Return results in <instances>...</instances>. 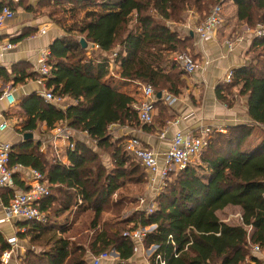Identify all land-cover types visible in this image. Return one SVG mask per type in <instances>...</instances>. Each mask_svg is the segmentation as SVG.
<instances>
[{
    "label": "trees",
    "instance_id": "trees-1",
    "mask_svg": "<svg viewBox=\"0 0 264 264\" xmlns=\"http://www.w3.org/2000/svg\"><path fill=\"white\" fill-rule=\"evenodd\" d=\"M220 1L60 0L52 6L39 2L38 7L49 9L47 15L67 34L50 47L47 89L55 97H69L75 103L62 108L32 95L22 105L26 115L40 116L48 130L60 124L76 130L86 116L102 110L107 128L142 127L157 133L161 123L175 120L171 109L159 100L156 106L160 112L154 123L141 125L136 97L113 87L110 64L118 66L117 75L122 80L151 85L156 94L180 97L188 89V76L171 55L181 48L195 51L194 38L191 31L179 36L167 22L185 25L191 12L205 16L208 7ZM227 1L237 7L239 24L249 29L264 28V0ZM17 6L34 12V7H27L24 1L4 0L0 12L3 7L15 12ZM81 39H85L87 48L83 49ZM89 44L97 45L101 55L88 59ZM250 52L254 56L249 63L233 71V82L220 88L217 96L230 106L229 91L238 88L239 95L248 99L251 123L234 127L224 135L214 133L199 159L178 171L168 184L170 173L152 214L148 207L139 208L141 199L121 194L129 186H146L147 173L128 155L123 140L108 137L107 131L91 138L90 143L73 140L67 163L58 158L49 161L33 143L13 148L11 168L38 171L55 188L38 204L39 210L72 216L61 231L51 222H26V236L37 250L28 251L20 264H90L89 256L110 254L111 250L118 254V264H130L134 245L124 233L153 226L144 243L145 249L157 247L151 264H156L157 256L165 264H262L251 251L255 245L264 251V137L255 149L246 147L257 128L264 132V34L253 39ZM1 73L5 82L14 85L36 77L24 73L11 79L6 70ZM225 90H229L227 96ZM228 207L241 210L242 225H231L220 218L219 213ZM107 215L112 223L106 222ZM8 249L0 239V264Z\"/></svg>",
    "mask_w": 264,
    "mask_h": 264
},
{
    "label": "crops",
    "instance_id": "crops-1",
    "mask_svg": "<svg viewBox=\"0 0 264 264\" xmlns=\"http://www.w3.org/2000/svg\"><path fill=\"white\" fill-rule=\"evenodd\" d=\"M1 1L2 0H0V2ZM4 1H12L15 3L24 1L27 7H34V12L28 13L23 6H17L15 8L16 15L14 19L7 21L0 30V43L11 42L15 46L12 51H0V112L9 120L11 125L6 132H0V143H10L13 148L18 146L22 147L27 142L33 143L35 147L37 146L39 148V152L42 155L47 156L49 161L58 158L63 163H67L66 156L69 148V142L63 138L56 137L54 129L48 130L46 124L40 120V116L35 114L28 117L22 107L23 102H25L32 95H37L38 97L44 99V94L49 91L47 89L46 82L41 83L39 79V54L43 50H50V47L57 39L64 38L67 34L63 32L60 27L54 24L48 15H40L41 13H46L47 9H43L41 7L39 8L38 3L46 1L52 6L60 0ZM226 2L227 3H225L224 6L225 11H227L226 16L228 13L230 15L228 19L227 17L224 19V23L220 27L214 40L207 43H200L198 41L192 30L194 27L191 28L190 26L197 23L195 22L194 17L191 16L193 15L192 12L187 17V25L180 26L179 30L183 32V34L190 31L193 33L192 36L195 43V55L198 57L197 60L200 64V68L196 74L188 76V89L180 97H178L177 103L170 108L171 113L175 116V120L166 122V124L161 123L158 126L159 128L157 133L154 134L142 129V127L131 128L129 126H110L108 129L112 132V137H114L115 140H123L122 144H125L130 135L140 137L145 146L158 156L160 165L163 166L171 139L180 131L197 132L201 128H208L212 135L214 133L226 134L234 127L251 123V119L248 116V99L239 95L238 88H234L231 91L228 90L232 93L228 96V99L231 101L230 106L219 100L217 96V91H219L220 88L229 87V85L225 83L227 74L230 71H234L249 63L251 54L250 48L252 41L255 38L253 34L254 31L245 26L242 29L241 36L237 37V39H232L235 42L234 49H229L226 41L229 40L230 36L234 37L237 35L236 25L238 20L237 7L232 1L226 0ZM167 25L173 30L172 27L176 24L167 22ZM233 29H235L236 32H233ZM24 34L30 35L22 37ZM101 53V51L92 49L91 44H89L86 56L88 59H91L95 56L101 55ZM110 65L111 72L113 69H116L117 75L119 69L112 67L113 63ZM1 70H6L11 79H15L17 76L16 74L20 75L24 73L29 75L33 74L36 75V77L35 79L27 80L23 84L14 85L13 82L4 81ZM111 77L113 78L112 74ZM118 79H120L119 81L122 83L132 85L133 88L137 85V81L131 82L122 80L121 78ZM112 85L116 90L120 91L116 87L118 84H116L114 78ZM7 88L12 90L16 99V104L13 107H10L6 100L2 99L3 92ZM228 91L225 90L223 94L227 96ZM64 99L65 101L63 103L51 104L62 108H68L75 103L69 97H65ZM40 113L41 111L37 114ZM102 113L103 111L100 110L97 113L86 116L81 124V127H84L83 124L86 125L85 121L87 119L92 120L94 115ZM29 127H32V129H29ZM161 133H166L165 139L159 138ZM26 134H32L33 139L25 141L24 136ZM77 136L78 133L76 132V134L73 135V139L75 140ZM263 137L264 132L257 128L246 148L249 146L250 149H255ZM76 140L78 139L76 138ZM83 142L86 141L83 140ZM107 162L109 163L108 160ZM32 171L33 170L30 168L18 167L14 174L15 187H0V220L5 218L6 208L15 195L23 193L24 190L30 188L33 181ZM17 182H21L23 187L19 186ZM148 188H150L151 191L154 190L151 187ZM148 188L147 190H149ZM50 189L52 192L55 190L53 186H50ZM152 194H154L153 191ZM151 198L152 197H149V199ZM141 200L144 203H142L139 208L144 209L146 207V200L144 198ZM233 209L237 210L241 214V210L239 208L228 207L224 211L220 212L219 216L221 214H228L229 211ZM47 217L48 222H51V224L57 228L58 231L66 228L68 220L72 219V216H69V213H61L58 215L48 213ZM228 218L229 217H227V219ZM228 221H230V218ZM106 222L112 223V220L109 218L106 219ZM25 223L26 222L21 220H15L0 224V239H3L9 246L7 251L12 249V246L8 243V241L14 238L16 239V245L14 248L15 252L8 264H20V258L24 257L28 251L37 250V247L30 242V237L26 236L29 228L24 225ZM153 252L154 250H150V248H141L140 252L134 254L130 264H151L150 260ZM110 254L111 258L102 264L119 263L118 254L114 250H111ZM254 257L263 264L264 254ZM91 258L92 256H89L88 260L91 261ZM148 258H150L149 261ZM248 264L255 263L248 262Z\"/></svg>",
    "mask_w": 264,
    "mask_h": 264
},
{
    "label": "built area",
    "instance_id": "built-area-1",
    "mask_svg": "<svg viewBox=\"0 0 264 264\" xmlns=\"http://www.w3.org/2000/svg\"><path fill=\"white\" fill-rule=\"evenodd\" d=\"M222 6L215 7L209 16L199 26L193 28V33L196 35L200 43H207L217 36V30L224 23ZM15 12L8 7H3L0 12V30L5 23L14 19ZM262 36V32L258 33V37ZM92 49L100 51L97 45L92 44ZM227 46L230 50L234 49L233 44L227 42ZM15 48L11 42L0 43V51H12ZM51 57L50 50H43L39 54V79L41 83H45L51 76V69L49 66V60ZM173 62L178 66L185 75L192 76L200 68V64L194 59V57L187 54H175ZM112 67L118 68L113 63ZM113 76V72H111ZM234 72L230 71L225 79V83L230 85L233 82ZM138 90L142 93L141 99L137 102L135 109L138 114L139 121L143 126H149L154 123V119L157 115V94L151 85L137 82ZM2 99L6 100L10 107L16 104L15 96L10 88H7L2 95ZM44 99L49 103L60 104L65 101L64 98L55 97L51 91H47L44 94ZM165 104L172 108L178 98L170 96L169 94H162V98ZM11 127L10 122L0 112V132H6ZM219 132V131H218ZM222 132V131H221ZM54 134L58 138H63L67 142H71L73 139V130L69 129L66 125L60 124L54 129ZM160 139H165L166 133L159 135ZM212 137V133L208 128H201L197 132H178L176 133L170 142V146L165 155L164 165L161 166L158 156L150 149H148L143 141L138 136L130 135L126 145V151L128 155L138 161L140 166L146 171L148 185L156 191H159L172 171L186 170L190 164L195 160H198L201 153L206 149L209 141ZM69 148H73V143L69 144ZM13 147L10 143H0V187L14 188V174L18 167H10V157ZM33 181L28 192H23L15 195L10 204L6 208L5 218L0 220V224L5 222H12L15 220H21L23 222L36 221L40 224H46L48 222L47 214L42 213L38 204L51 193L50 186L45 178L38 171H32ZM81 203V201H80ZM142 203H144L142 201ZM155 209V205L152 204L148 207L147 211L152 214ZM240 225H242V215L239 214ZM225 222V221H224ZM226 223V222H225ZM155 227H139L137 229L128 230L124 233V238L132 242L134 245V254L140 252L141 248H144L145 240L148 234L154 230ZM8 243L12 246V249L6 251L3 254L2 262L8 264L14 254V248L16 245V239H11ZM152 248V249H151ZM155 254L157 247H151ZM149 252V251H148ZM264 251L259 245L252 247V256H261ZM111 254L102 253L98 256L92 257L90 264H102L109 260ZM264 260V259H263ZM156 264H165L160 256L156 257ZM264 264V262H263Z\"/></svg>",
    "mask_w": 264,
    "mask_h": 264
},
{
    "label": "rangeland",
    "instance_id": "rangeland-1",
    "mask_svg": "<svg viewBox=\"0 0 264 264\" xmlns=\"http://www.w3.org/2000/svg\"><path fill=\"white\" fill-rule=\"evenodd\" d=\"M225 3H227L226 2V0H221L218 4H211L209 7H208V11H207V14L205 15V16H207L209 13H211V11L215 8V7H217V6H222V12H223V19H226V17H227V19H228V17H229V13L227 14V16H226V12L227 11H225ZM67 6V5H66ZM49 12V9H47V11H46V13H41L40 15H42V16H44V15H47V14H49L48 13ZM191 16H193L194 17V20H195V22H200L201 21V18L203 19L205 16H201L200 14H198V13H193V15H191ZM232 16V15H231ZM52 20H53V18H52ZM187 20H188V18L186 19V22H185V25H187ZM200 20V21H199ZM190 25V24H189ZM180 26H182L181 24L180 25H178V24H176L175 26H173L172 28H173V30L174 31H178V33H179V36H181V37H184L186 34H183V32H181L179 29H180ZM191 26V28H193V27H195V26H197V23H194V25H190ZM235 27V26H234ZM244 28V26L243 25H241V24H239L238 22H237V25H236V29H237V32H236V30L235 29H233V32H236L237 33V35H235L234 37L233 36H230L229 37V40H227L226 42H229V43H231V44H233V46L235 45V42H234V40H232V39H237V37H240L241 36V34H242V29ZM220 29V28H219ZM219 29L217 30V33L219 32ZM193 30V29H192ZM253 31H254V37H256V36H258V33L259 32H262V34H264V28H262V27H260V26H257L256 28H253L252 29ZM233 34V33H232ZM231 34V35H232ZM76 38H78V37H76ZM194 44L195 43H193V47H194ZM195 48V47H194ZM194 53H195V51H192V49H190V50H186V49H184V48H181L178 52H177V54H187V55H190V56H192V57H194L195 55H194ZM175 55L173 54V55H171V57L173 58ZM252 56H254L252 53L250 54V59L252 58ZM197 62H198V60H196ZM115 68V67H114ZM113 78H114V81L116 82V84H118V85H116V87H117V89H119L121 92H123V93H127V94H132V95H134L135 97H136V99L139 101L140 99H141V95H142V93L138 90V87L135 85V87L133 88V86L132 85H130V84H128V83H122V82H120L119 80L120 79H118V78H120L119 76H117L116 75V69L114 70L113 69ZM190 79V78H189ZM148 85V84H147ZM155 89V88H154ZM161 100V99H160ZM159 112H160V110H158L157 111V115L159 114ZM88 120V121H87ZM85 122H86V125L85 124H83L84 125V127L82 126H80L78 129H76V130H73V135L74 134H76V132L78 133V136L76 137L78 140H80V141H86V142H88V143H90V141H93L91 138H93V137H97V136H101V135H103L106 131H107V135H108V137L109 136H111L112 137V132L111 131H109V127L107 128L106 126H105V123H103V117H102V114H96V115H94V117H93V119L92 120H90V119H87ZM169 122V121H168ZM166 124V123H165ZM159 125V124H158ZM155 127V126H154ZM159 128V127H158ZM142 129H145V128H142ZM167 133V132H166ZM224 135V134H223ZM160 137V136H159ZM76 138H75V140H76ZM114 138V137H113ZM166 138V137H165ZM74 139H71V142L70 143H68V144H71L72 143V141H73ZM105 162H107V157L105 158ZM140 174H142V172H140ZM177 174H178V171H172L171 172V177H170V181H169V183L168 184H170L171 182H173L174 180H175V178H176V176H177ZM165 185V184H164ZM149 187V185H148V181H147V183H146V186H143V185H140L138 188H135V187H131V186H129V187H127V188H125L122 192H121V194L123 195V196H130V197H136V198H139V200L140 199H142V198H144L145 200H146V202H145V204H146V207H149L150 205H152V204H154L153 202H156L157 201V198H158V196L163 192L162 190H163V187L161 188V189H159V191H156V190H152L153 191V193L154 194H152V191H151V189L150 188H148ZM147 188L149 189V190H147ZM149 191V192H148ZM149 197H152L151 199H149ZM149 200V201H148ZM151 201H152V203H151ZM155 205V204H154ZM240 214V212H238L237 210H230L229 211V213L228 214H221L220 215V218L223 220V221H227L226 223H228V224H231V225H240V221H239V217H238V215ZM107 218H105V219H109L110 217H109V215H107L106 216ZM227 217H229L230 218V221H228L229 220V218L227 219ZM111 219V218H110ZM227 219V220H226ZM84 241H85V239H84ZM152 249V248H151ZM150 249V250H151ZM150 260V258H148V261Z\"/></svg>",
    "mask_w": 264,
    "mask_h": 264
},
{
    "label": "water",
    "instance_id": "water-1",
    "mask_svg": "<svg viewBox=\"0 0 264 264\" xmlns=\"http://www.w3.org/2000/svg\"><path fill=\"white\" fill-rule=\"evenodd\" d=\"M80 42L82 44L83 49L87 48V42L85 41V39H81ZM157 98L160 100L162 98V93H158L157 94ZM24 139H25V141L32 140L33 139V135L32 134H26L24 136Z\"/></svg>",
    "mask_w": 264,
    "mask_h": 264
}]
</instances>
